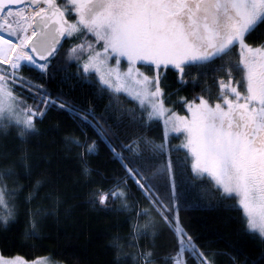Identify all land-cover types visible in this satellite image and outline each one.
Here are the masks:
<instances>
[{"label":"snow or ice","instance_id":"6c2138e0","mask_svg":"<svg viewBox=\"0 0 264 264\" xmlns=\"http://www.w3.org/2000/svg\"><path fill=\"white\" fill-rule=\"evenodd\" d=\"M258 34V42H248ZM61 41L71 46L64 50ZM122 58L127 60L124 70ZM73 61L75 78L97 85L98 95L109 93L110 104L113 95L119 102L120 93L135 101L134 108L124 109L133 124L147 129L162 121L160 142L142 135L116 145L110 137L119 136L106 127L103 115L54 98L44 83L21 75V69L28 68L47 80L63 71L69 80ZM54 64L59 67L53 68ZM169 66L176 70L175 87L167 83L166 75L162 84V72ZM17 84L32 93V105L16 94ZM189 86L191 96L182 95ZM177 107L188 114L179 115ZM54 108L97 131L174 237L171 248L162 247L157 242L159 221L150 209H142L136 212L127 238L118 233L111 237V264H189L190 260L215 264L214 254L195 244L181 225L171 160L145 173L130 158L139 156L142 143L154 154H164L169 132L184 136L193 181L207 179L221 201H234L227 206L240 212L242 228L258 234L264 243V0H0V136L11 129L19 140L17 159L0 164V229L4 231L19 216L21 172L31 175L34 167L26 145L41 135L38 125ZM64 139L66 148L81 150L82 174L91 181L86 158L98 151L96 140L72 135ZM11 155L0 151V160ZM165 173L171 186L167 202L152 194L153 181ZM93 185L88 194L92 207L111 210L118 205L129 210L126 180L107 188L103 183ZM31 199L32 193L27 197ZM41 219L40 208L28 209L27 239L39 238ZM0 264L24 262L0 255Z\"/></svg>","mask_w":264,"mask_h":264},{"label":"trees","instance_id":"16d2710c","mask_svg":"<svg viewBox=\"0 0 264 264\" xmlns=\"http://www.w3.org/2000/svg\"><path fill=\"white\" fill-rule=\"evenodd\" d=\"M260 35L253 36L249 43L258 42ZM70 42H63L67 50ZM238 49L233 54L235 60ZM62 62V57H57ZM53 68L59 67L54 64ZM75 62H70L69 73L72 78L65 80L66 73L57 71L54 78L42 80L38 70L21 69V75L28 79L44 83L55 98L62 97L78 109L95 110L97 117L104 116L119 139L110 137L116 145L129 138L146 135L149 139L160 142L164 126L161 121H154L147 129L133 124L124 109L135 107L125 94L116 96L97 94V85L75 78ZM175 69L169 67L163 76L167 83L176 86ZM98 80V78H97ZM213 81L208 80L211 85ZM163 84V78H162ZM17 95L26 104L32 105V93L19 84L14 86ZM196 92L200 88L195 89ZM191 88L182 95L191 96ZM177 110H183L176 108ZM41 135L33 137L26 145L32 157L33 170L31 175L21 172L19 183L23 186L17 194L19 216L11 227L0 229V254L4 258H21L32 262L48 258L51 264H111L112 252L109 248L111 237L120 234L127 238L136 222V212L150 209L153 217L159 221L155 206L138 187L135 180L128 176L120 161L115 159L109 144L101 138L92 126L82 127L78 120L60 109H52L47 117L38 125ZM72 135L82 141L96 140L98 151L86 158L87 166L92 170V180L83 173V162L78 148L68 149L64 137ZM166 151L162 155L154 154L149 145L141 144L139 156H130L136 166L145 173H151L165 166L169 159L172 163L171 175L176 181L179 193L180 222L193 241L201 249L214 254L215 264H264V243L258 234L247 233L241 225L239 211L230 210L228 204L234 201H221L207 179L194 180L191 170V157L187 149L181 147L179 136H168ZM0 151H9L12 155L8 160H0V164L12 163L19 155V140L14 130L7 136H0ZM125 155H129L125 153ZM187 156L188 162H185ZM183 170V174L182 173ZM126 180V191L129 199V210L115 206L111 210L92 207L89 203V192L93 182L103 183L111 187L118 181ZM37 181L38 190L34 191ZM156 185L154 196L159 194L162 199L170 195L168 174L153 181ZM32 193L31 201L27 200ZM40 208L42 212L41 231L38 239H27L28 209ZM143 223V220L140 221ZM161 233L157 241L165 249L171 248L175 240L167 225L159 221ZM189 264H192L191 260Z\"/></svg>","mask_w":264,"mask_h":264},{"label":"rangeland","instance_id":"374dc122","mask_svg":"<svg viewBox=\"0 0 264 264\" xmlns=\"http://www.w3.org/2000/svg\"><path fill=\"white\" fill-rule=\"evenodd\" d=\"M74 39V38H73ZM64 41H61V43H63ZM71 46V43H69V47ZM68 47V48H69ZM127 64V60L126 59H121V69L124 70L125 69V66ZM137 67H141L140 65H137ZM171 67V66H169ZM141 71H144L146 74H151L148 72V69L147 68H144V67H141ZM165 72H162V78H163V75H164ZM121 94H125V93H121ZM126 95V94H125ZM179 115H187V110L186 109H183V110H177L175 109ZM162 122V121H161ZM163 123V122H162ZM179 136L180 139H181V147H183V144H184V136L182 133H176V132H169L168 136ZM186 149V148H185ZM1 255V254H0ZM17 258V257H16ZM7 259V258H6ZM9 259H12V258H9ZM23 260V259H22ZM24 264H45V262H47V264H51L50 263V260L48 258H42V259H38L36 261H32V262H28V261H25L23 260Z\"/></svg>","mask_w":264,"mask_h":264}]
</instances>
